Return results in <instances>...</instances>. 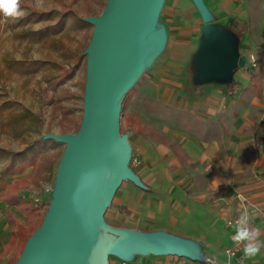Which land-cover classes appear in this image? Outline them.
Here are the masks:
<instances>
[{"label":"rangeland","instance_id":"374dc122","mask_svg":"<svg viewBox=\"0 0 264 264\" xmlns=\"http://www.w3.org/2000/svg\"><path fill=\"white\" fill-rule=\"evenodd\" d=\"M105 2L21 0L26 15L0 23V184L17 180L42 211L66 147L48 135L76 133L83 115L85 50L94 26L79 18L99 16ZM201 2L207 20L195 0H162L156 20L162 43L123 98L119 141L139 184L123 179L116 189L103 214L113 227L185 237L179 234L185 222L202 229L207 213L213 232L223 233L224 219L245 210L264 218V156L251 138L264 119V0ZM207 23L237 36L246 58L232 78L242 87L234 97L229 82H193ZM12 212L26 226L23 213ZM4 222L0 241L9 235ZM115 257L109 255L110 264Z\"/></svg>","mask_w":264,"mask_h":264},{"label":"water","instance_id":"95a60500","mask_svg":"<svg viewBox=\"0 0 264 264\" xmlns=\"http://www.w3.org/2000/svg\"><path fill=\"white\" fill-rule=\"evenodd\" d=\"M199 5L204 20L206 11ZM162 0H106L92 23L86 47L83 115L76 133L49 134L64 142L52 201L40 225L26 239L12 264H110L109 255L134 261L137 255H177L207 262L198 241L163 231L144 232L113 227L103 214L123 179L139 184L127 167V148L119 141L123 98L143 66L159 50L162 34L156 24ZM200 69L194 84L232 83L245 69L238 37L220 25L202 27Z\"/></svg>","mask_w":264,"mask_h":264},{"label":"crops","instance_id":"0c3cea01","mask_svg":"<svg viewBox=\"0 0 264 264\" xmlns=\"http://www.w3.org/2000/svg\"><path fill=\"white\" fill-rule=\"evenodd\" d=\"M251 138H252V133H251ZM258 152H259V155L264 156V142L260 144ZM263 180H264V177H263ZM262 190L264 192L263 187H262ZM181 197H187V196L185 195ZM261 198H262L261 202H264V193L261 196ZM0 208L2 210L6 208V204L5 206H3L2 203H0ZM12 209L13 207H11V210ZM261 209L264 214V206H262ZM207 216L209 220H211L210 213H207ZM181 217L183 219V215ZM0 219L2 220L0 223V226H3L2 222L3 220H5V216H3L2 213H0ZM207 220L205 222L207 225L204 226V228L202 229H198L194 224H190L191 222H185L187 226L184 229V231L179 234L185 237L192 238L196 241H199L204 247L205 255L209 258V260H211V262L210 261L200 262L197 260H193L187 257L177 256V255H137L134 258V261L136 262L135 264H213V262L217 264H264V247L261 248L260 254H258L257 256L251 259H247L244 257V254L242 251L243 245H241L240 251L235 256L229 257L226 254V249L229 246H231L233 243L231 237L234 235V231L232 229L227 228L224 224V228H225L224 233L219 230L217 232H213V226H211L210 224L212 221L209 223L207 222ZM251 222L252 223L249 225L250 227L259 228L261 230L262 235L260 236L259 239L262 243H264V218L260 216V214L259 215L254 214ZM176 227H177L176 224H172L170 228H172V231L175 232V230L173 229H177ZM181 228H182V225H180L179 229ZM1 233L4 234L3 231ZM8 238H9V235L6 236V238L3 241H0V243L6 242ZM118 259L119 258L115 257L113 260V263L116 264Z\"/></svg>","mask_w":264,"mask_h":264},{"label":"trees","instance_id":"16d2710c","mask_svg":"<svg viewBox=\"0 0 264 264\" xmlns=\"http://www.w3.org/2000/svg\"><path fill=\"white\" fill-rule=\"evenodd\" d=\"M79 22L88 23L81 18H79ZM237 87L242 88L241 84L237 81H233L227 86L228 96L234 97L237 94ZM252 142L255 151H258L260 144L264 142V119H260L256 123L252 131ZM14 156L17 157L18 155L14 154ZM26 164L31 165L32 168L38 167L31 160L27 161ZM0 201L6 204V208L2 211L5 216V223L10 225L8 240L0 243V264H12L20 255L26 239L36 230L37 225L42 221L46 211H42L41 208L33 205L31 196H26L22 193L21 186L17 180L0 184ZM11 207H17L23 213L26 226L17 222V218L13 214ZM35 222L36 225L32 226ZM11 252L12 254H10ZM9 254L11 256H8Z\"/></svg>","mask_w":264,"mask_h":264},{"label":"clouds","instance_id":"9594fccd","mask_svg":"<svg viewBox=\"0 0 264 264\" xmlns=\"http://www.w3.org/2000/svg\"><path fill=\"white\" fill-rule=\"evenodd\" d=\"M26 15L21 6V0H0V23H6L9 19L18 20ZM251 216L245 210L230 227L235 228V234L231 237L237 246L243 245L244 257L251 259L261 252L264 243L260 241L262 235L259 228L249 226Z\"/></svg>","mask_w":264,"mask_h":264},{"label":"built area","instance_id":"2783aa9c","mask_svg":"<svg viewBox=\"0 0 264 264\" xmlns=\"http://www.w3.org/2000/svg\"><path fill=\"white\" fill-rule=\"evenodd\" d=\"M248 63L250 65H254V60L252 57H250L248 59ZM34 202L37 204L39 201V198L38 197H34ZM241 214L239 215H233V216H230V217H227L225 218L224 220V224L227 228L229 229H232L234 231V234H235V228L234 227H230L229 225L230 224H233L234 221L240 216ZM241 249V245L237 246L235 243H232L231 246H229L227 249H226V254L229 256V257H233L235 256ZM211 262V260H208ZM118 264H135V263H132V262H128V261H125V260H119L118 261ZM213 264H217L215 262H213Z\"/></svg>","mask_w":264,"mask_h":264}]
</instances>
